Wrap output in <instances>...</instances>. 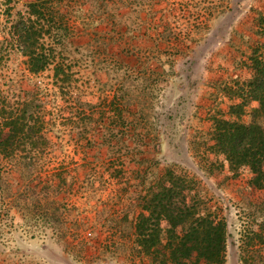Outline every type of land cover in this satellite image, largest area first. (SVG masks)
Segmentation results:
<instances>
[{"label": "rangeland", "instance_id": "obj_1", "mask_svg": "<svg viewBox=\"0 0 264 264\" xmlns=\"http://www.w3.org/2000/svg\"><path fill=\"white\" fill-rule=\"evenodd\" d=\"M39 1L0 0V89L32 102L28 127L47 123L42 155L18 142V169L0 172V264H160L136 229L170 171L227 222V264H264V182L214 146L217 118L250 123L259 106L247 83L264 0H47L52 61L35 74L7 32Z\"/></svg>", "mask_w": 264, "mask_h": 264}, {"label": "trees", "instance_id": "obj_2", "mask_svg": "<svg viewBox=\"0 0 264 264\" xmlns=\"http://www.w3.org/2000/svg\"><path fill=\"white\" fill-rule=\"evenodd\" d=\"M48 2H31L29 17L21 16L7 32L22 48L28 58L29 70L35 74L45 70L52 61L50 48L46 51L41 41L47 34ZM1 16L0 9V26ZM35 16L38 17L36 20ZM10 44L0 40V67ZM257 52L252 57L254 76L247 86L259 106L252 110L250 123L217 118L214 146L216 151L225 155L232 169L249 167L254 175L252 183L261 187L264 182V54ZM6 92L0 89V157L7 160L0 172L10 176L20 163L17 158L18 142L31 144L37 149L38 156L42 155L47 141V123L38 114L39 120L28 127L27 111L31 110L32 102L21 106L15 102L16 92L11 99ZM234 107L237 108L235 113L243 112V104ZM3 130L8 132L7 136ZM42 170L48 171L46 167L37 165L31 173L37 172V179L45 182L43 178H51L52 174L48 172L43 177ZM50 182H53L52 178ZM38 186L33 184L30 187L37 189ZM186 187L188 181L170 171L166 181L145 198V210L140 213L136 229L139 246L145 253L156 255L160 264H227V222L209 214H200L196 205L188 201ZM37 199L43 203L41 197ZM162 221H166L168 226L164 227ZM179 228L183 230L179 231Z\"/></svg>", "mask_w": 264, "mask_h": 264}, {"label": "crops", "instance_id": "obj_3", "mask_svg": "<svg viewBox=\"0 0 264 264\" xmlns=\"http://www.w3.org/2000/svg\"><path fill=\"white\" fill-rule=\"evenodd\" d=\"M254 106H258V102L257 101H254Z\"/></svg>", "mask_w": 264, "mask_h": 264}]
</instances>
